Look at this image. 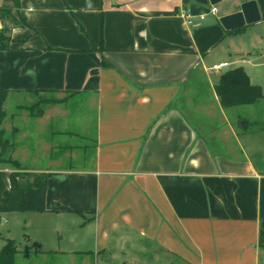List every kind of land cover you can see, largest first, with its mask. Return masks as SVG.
<instances>
[{
  "label": "crops",
  "instance_id": "crops-1",
  "mask_svg": "<svg viewBox=\"0 0 264 264\" xmlns=\"http://www.w3.org/2000/svg\"><path fill=\"white\" fill-rule=\"evenodd\" d=\"M243 1L21 0L14 13L29 27L12 26L10 48L0 49L9 90L0 139L21 169L1 162L0 171L46 173L40 213L94 224L98 254L121 247L130 264L160 253L169 264H260L264 168L240 151L212 74L246 61L234 42L251 40L250 27L264 34V0L260 21L232 33L221 23Z\"/></svg>",
  "mask_w": 264,
  "mask_h": 264
},
{
  "label": "rangeland",
  "instance_id": "rangeland-1",
  "mask_svg": "<svg viewBox=\"0 0 264 264\" xmlns=\"http://www.w3.org/2000/svg\"><path fill=\"white\" fill-rule=\"evenodd\" d=\"M5 3L4 0H0V7ZM248 31L251 40L248 41L246 35L237 38L234 42L238 51L246 52L242 55L246 61H238L223 67L222 73L234 66H243L252 83L260 85L264 94L263 26L250 27ZM251 42L261 48L247 53L246 48ZM239 56L237 59L241 60L242 57ZM214 71H212L214 76H220ZM10 106L11 104L7 106L9 112ZM227 111L240 135V151L249 153L255 164L264 168V96L252 104L231 106ZM8 135L9 133H6V138ZM39 138L38 132L32 128L30 141L34 143ZM34 154L36 153L31 152V156ZM43 163L44 160L39 162V164ZM32 164L37 163H33L32 160L27 163L28 166ZM84 220L82 216L70 213L55 215L34 211L2 212L0 213V250L7 239L15 240L18 249L15 264H125V261L129 260V257H125V253L130 251L121 247L115 248L112 254L106 251L98 254L94 243V224H87L82 228L81 223ZM262 253L260 264H264V252ZM160 254L157 257L158 261L151 264H169L160 259L164 257Z\"/></svg>",
  "mask_w": 264,
  "mask_h": 264
},
{
  "label": "trees",
  "instance_id": "trees-1",
  "mask_svg": "<svg viewBox=\"0 0 264 264\" xmlns=\"http://www.w3.org/2000/svg\"><path fill=\"white\" fill-rule=\"evenodd\" d=\"M5 2L0 7V21L4 24L0 29V49L10 48V44L13 41L10 35L12 26L29 27L25 17L17 16L14 13V10L19 11L21 0H5ZM243 28L230 30L228 33L237 32ZM100 42L99 50H103L102 35ZM215 88L224 107L252 104L264 96L262 87L252 83L249 74L243 66L224 71L220 75ZM8 95V89L0 88V124L3 123L6 116L5 105ZM0 146L2 148L0 163L11 164L14 168L21 169L20 163L7 153L8 147L13 146V144L7 140L0 139ZM47 188L48 177L44 172L0 171V213L10 211H46ZM259 217V242L264 246V177L261 179ZM17 251L16 241L7 239L0 250V264H15Z\"/></svg>",
  "mask_w": 264,
  "mask_h": 264
},
{
  "label": "water",
  "instance_id": "water-1",
  "mask_svg": "<svg viewBox=\"0 0 264 264\" xmlns=\"http://www.w3.org/2000/svg\"><path fill=\"white\" fill-rule=\"evenodd\" d=\"M228 0H209L211 5H217ZM261 20L260 10L256 0H246L233 13L220 17V21L227 30H234Z\"/></svg>",
  "mask_w": 264,
  "mask_h": 264
},
{
  "label": "built area",
  "instance_id": "built-area-1",
  "mask_svg": "<svg viewBox=\"0 0 264 264\" xmlns=\"http://www.w3.org/2000/svg\"><path fill=\"white\" fill-rule=\"evenodd\" d=\"M212 11L213 12H216L217 11V8L216 7H213L212 8ZM182 15L185 16V18L187 19V22L189 24H193L194 23L193 18H192V15L187 10H183ZM200 18L203 19L204 18V15H201ZM228 65H229L228 62H224V63H220V64H215V65H213L212 69H214L215 71L220 72L223 69V67H226Z\"/></svg>",
  "mask_w": 264,
  "mask_h": 264
}]
</instances>
